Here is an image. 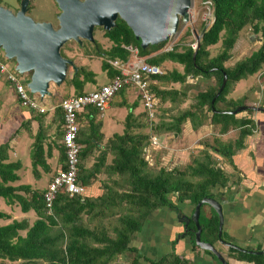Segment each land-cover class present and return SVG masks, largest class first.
I'll use <instances>...</instances> for the list:
<instances>
[{
  "label": "trees",
  "instance_id": "obj_1",
  "mask_svg": "<svg viewBox=\"0 0 264 264\" xmlns=\"http://www.w3.org/2000/svg\"><path fill=\"white\" fill-rule=\"evenodd\" d=\"M212 1L215 20L204 31L202 43L197 49L195 58V49L192 45H185L181 50L174 47L162 52L159 49L165 41L150 44L146 48L142 47L140 39L136 38L133 29L121 17L116 26L105 35L114 43L110 50L113 58L127 59L130 51L123 46V43H132L140 48L142 55L151 54V50L154 49V54L148 57L150 62L162 64L165 59L170 58L184 64V70L174 68L155 75L157 82L152 84V88L163 101L168 98L175 101L189 97L190 93L187 90L189 83L186 84L189 74L217 77L218 86L209 84L208 88L198 90L194 95L196 100L194 108L183 109L165 125L168 130L180 133L184 122L191 119L194 127L197 128L204 122L203 116H206V110L211 112L215 110L212 112L211 123L220 124L223 133L230 129H240L235 148L241 149L246 144L245 138L254 134L257 124L252 117H239L231 111L245 106L246 110L242 112L249 111L251 114L256 105L249 103L248 98L245 97L228 100L227 95L233 82L258 73L264 66V0ZM247 25H252L256 33H262V45L235 66L227 67L225 63L232 58L230 51L240 31ZM222 32H225L223 51L215 57L207 58L208 46L218 44ZM102 68L111 76L116 74V70L107 61H103ZM93 75V72L87 73L84 67H80L77 74L70 79V83L77 90V95L86 92L84 86L88 81H93ZM225 76L228 78L227 83L221 91ZM169 81L180 82V87H166L164 83ZM213 99H215L214 102ZM220 103H226L227 106L221 107ZM56 111L57 114L59 113L61 127L64 122V112L61 106H57ZM93 112L96 113L97 109L93 108ZM130 117L131 115L128 116L129 119ZM93 122L94 120H92V126L90 125V135L87 139L84 138L85 128L80 127L77 143L85 145L80 151L79 173L84 186H90L96 180H101L99 175H107V178L100 181L104 192L96 198L85 197L84 194L70 196L62 191L52 205L47 206L45 199L47 188L35 189L28 183L12 184L19 178L17 170L22 163L19 160L8 161V142L0 144V196L10 204L19 202L23 211L33 210L37 215L32 223L27 217L15 218L8 223L0 221V259L2 261L0 263L4 264L7 260H19L21 264H35L40 261L45 264H190L189 258L175 250V244L182 233H177V237L171 241L173 250L159 258L146 256L141 252L140 247L133 244V240L137 232L142 230L151 211L162 206H169L175 212L184 213L179 201L190 199L195 207L205 196L211 197L214 188L227 187L229 191L230 184L233 182L230 174L212 162L208 151L203 160H198L197 165H189L193 175H200L198 179L190 178L188 175L191 172L186 168L170 169L162 166L155 172L149 168L150 160L149 156H146V146L151 142V136L149 138L147 134L134 131H126L125 134H118L110 140L115 159L110 166L107 165V169L105 167H103L104 170L101 169L103 162H106L107 154L104 150L100 152L98 161L88 166V160L95 149L92 139L102 137L99 131L101 123ZM60 131L58 137L61 141L63 128ZM43 137L42 130L38 131L33 143L35 173H38L37 165L44 157ZM57 145L61 154L62 167H66L65 148L62 142H58ZM233 149V144H222L215 148V151L226 156L234 164ZM42 163L44 164V161ZM44 166L48 167V164ZM171 192H178V202L169 197ZM8 215L6 211L0 209V219H6ZM200 222L203 225L202 237L204 236L205 241L212 244L219 241L218 213L214 209L209 215L201 213ZM188 227L189 231L186 234L190 236L193 245L199 247L196 242V222L193 217ZM222 236L226 238L230 235L223 232ZM259 250H262L261 246L257 248V251ZM208 252L214 255L211 251ZM235 257L249 263L264 264V253L237 251ZM121 258L125 260L124 263H121Z\"/></svg>",
  "mask_w": 264,
  "mask_h": 264
},
{
  "label": "rangeland",
  "instance_id": "obj_2",
  "mask_svg": "<svg viewBox=\"0 0 264 264\" xmlns=\"http://www.w3.org/2000/svg\"><path fill=\"white\" fill-rule=\"evenodd\" d=\"M0 1H1V4L8 6L12 9H16L19 6L20 0H0ZM189 11H190L189 19L188 20H183V18L180 19L178 32L173 34L170 39L166 40L164 45L159 50L166 49L165 48L166 46L178 47V49L181 50L185 47V45L196 44L198 42V35L201 34L211 24L210 18L214 17L213 8H212V5H208L205 2V0H194V3H192ZM59 12H60V7H59L57 0H31L29 3V9L27 10V13L29 15H32L36 20H41V19L48 20L49 19L54 22L56 27H58V13ZM94 38L99 43L100 45L99 47L103 49L102 52L96 51L97 49H96V45L94 44L95 42H92L86 39H84L82 43H79L78 41L71 39L68 42H66L61 48L62 53L65 56L72 58L78 67L84 66V69H86V71H92L95 74L94 80L88 83L86 86V91L88 92L93 91L96 87L109 82L110 78L108 76L107 71L103 70L102 63L104 60L109 61L113 59L110 53V50L113 47L114 43L108 37H105L103 27H100V26L95 27ZM224 38H225V32H222L221 40L219 41V43L216 45L212 44L208 46L209 55L206 56L207 58H211V56L215 57L223 51ZM262 41H263L262 33H256L252 25L245 26L240 31L238 35V39L233 49H231L230 51V53L232 54V58L227 62H230L232 66H235L236 63H238L241 60L246 59L254 51L258 50L262 45ZM153 54H154V49H152L151 54H148V55L150 57ZM0 57L9 63L11 61V59H9L5 55V52L2 49H0ZM112 62L113 61H110L111 64ZM160 65L163 66L165 72L167 70H172L174 68H179L181 70H184V64L180 63L179 61L172 60L170 58L165 59V61ZM72 69H73L72 65L69 64L68 74L72 71ZM262 71H264V66L262 67V70L259 71V73ZM28 73L31 75V72H28ZM199 75L201 79L200 81L198 80L190 81V82L187 81V83H189L187 90L190 94H192L189 97L185 96L186 98H184V100L178 99L175 101L174 100L172 101L170 98L164 101L161 100L160 107L158 109L157 121L152 120L148 116L147 112L144 109L143 102H140V107L138 109L139 115L136 120L135 128H129L128 130L134 131L136 133L147 134L149 138L151 134L158 135L157 138H160V140H158L159 144L153 146L150 143L146 150V153H147L146 155L147 157L149 156V160H150L149 168L153 169L155 172L158 171L162 166H167L170 169L174 166H177L182 169L186 168L192 174V171L189 165L190 164L197 165L198 160H203L204 157H206V152L208 151L211 156L212 162L216 164L218 167H221L222 169H224L228 174H230L232 178L231 180H233V182L230 184L229 191L227 187L226 188L218 187L219 190L225 189L226 191H228L227 195L230 196V197L228 196V200L232 199L231 205H234V206L237 205L236 206L237 209H240L248 213L249 211H246V209H248V206H251V203H255L257 204V206H259L264 211V173L263 174L259 173L261 170L258 167V163L254 160V152L251 150V146L256 141L255 138H252L253 143H251L252 142L251 137H246L244 140L246 142L245 146L241 149H238L237 147L235 148L236 140L240 136V129H230V131L223 133L221 131L220 124L211 123L210 119L212 117V112L211 110H208V109L206 110V116H203L204 123L209 124V129L205 133L200 132L198 129L192 130L189 119L186 122H184L183 129L180 133H176L175 130H168L166 128V125H165L166 122H171L173 117L176 114L181 112L183 109L193 107L194 102L196 101L194 95L198 90L203 89V88L204 89L208 88L209 84L213 82V81L212 82L210 81V78L212 77H205V76H202L201 74ZM6 77H7V74L5 73L1 75V79L3 80H5ZM68 78L69 77H67L66 82L60 85L59 87V92L61 93L58 92V93H55L53 96H50L49 102L51 103H53L54 101L59 102L61 99L60 96L63 97L68 94H71V95L75 93L77 94L76 90L72 88V86L70 85L71 84L70 79ZM257 79L261 80L260 74L257 76ZM247 80L248 79H245L246 82ZM248 81H250V79ZM251 81L254 82L253 77ZM164 84L166 87H169V88L180 86L179 82L172 83L171 81H169ZM236 84L237 82H233L232 85L230 86V92L227 95V99L235 100L236 98L238 100V99H244V97L248 98V96H246V93L249 90L244 91L243 88L245 86L238 87L237 91H233L234 86ZM216 86H218V80H217ZM135 95H136L135 92H132L130 93L129 97L131 99H134ZM121 97H122V93L118 92L112 99V103L110 107L106 109L104 117L101 119L102 121L105 122L106 127L110 121L111 123H114L113 116L110 114L114 113L115 109H117L115 115L120 113L118 111V107L120 106L119 99ZM231 97H234V98H231ZM137 101L139 102V100ZM263 103H264V98L259 99V101L255 102L256 105L264 107ZM220 106L226 107L227 105L226 103H220ZM131 109L132 108H129L126 105L127 111ZM124 112L120 114L122 118H125L127 115V112L125 111V109H124ZM245 115H246L245 112L238 113L239 117H242ZM83 127L85 128L84 138L87 139L90 135V130L88 126H83ZM106 127L103 128V131L106 134H109L110 128H106ZM159 127L161 128L159 129ZM186 128H188L189 130H187ZM57 129L58 127L56 126L54 130H57ZM114 129L117 132L122 131V127L120 124L115 125ZM256 130H258V128H256ZM126 131L127 130L123 131L122 134H125ZM53 133L55 134V138H56L58 136L57 131L56 132L54 131ZM257 134L258 136L262 134L260 129L258 130ZM116 135L114 134L112 136V139H114ZM57 138L59 140V137ZM222 144H233L234 146L233 152H235L233 156V161L236 160L238 164H236V162H234L233 164L231 160H229L226 156H223L219 152L215 151V148H218L219 145H222ZM99 153L100 152L95 151V155L97 154L99 155ZM93 158L95 159V157ZM113 162H114V158L111 156H108L106 162L105 161L103 162L101 169L104 170L103 167L107 169V164L111 165ZM243 170H245L246 173H242ZM191 174L188 175L190 178L194 177L198 179L200 176L197 174L196 175H193V174L191 175ZM248 175H250V177L262 178L263 180H261L260 184L258 185L257 183H253L252 182L253 179L248 178ZM100 178H101V175H100ZM44 184H47V180L43 183V185ZM259 192L262 194L263 196L262 198L256 195V194H259ZM177 193L178 192L169 193V197L172 198L175 202H178ZM252 194H254V196L249 197V195H252ZM252 199L255 202H251ZM0 200H2L0 201V206L4 207L6 205V203H4L5 199L3 197H0ZM16 204L17 205H14V206H17V207L16 208L13 207V210H12L13 212L12 214L16 216L15 218L28 217L30 219V222L32 223L33 220L37 216L36 213L34 211H33L34 214L29 213L30 211L24 212L21 209L20 203L16 202ZM207 207L208 205L203 206V209H202L203 213H205V210ZM166 219H167V216L165 215L163 220H166ZM11 220L12 219H7V220L2 219L3 222H11ZM23 232H25V230H23ZM225 233L228 234L226 231ZM231 237L233 236H229V238ZM156 238H158V234L156 235ZM154 240H155V237H154ZM235 241L237 245L243 248L254 249V248H258L259 246L264 247V232L259 236H256L255 234L253 235L251 234V239L247 242H243L241 240H235ZM154 255L156 254L154 253ZM0 262H2L1 259H0ZM124 262L125 260L121 258V263H124ZM4 264H21V261L7 260ZM35 264H45V263L40 261ZM112 264H117V263H112ZM240 264H243V263H240ZM249 264H254V263H249Z\"/></svg>",
  "mask_w": 264,
  "mask_h": 264
},
{
  "label": "crops",
  "instance_id": "obj_3",
  "mask_svg": "<svg viewBox=\"0 0 264 264\" xmlns=\"http://www.w3.org/2000/svg\"><path fill=\"white\" fill-rule=\"evenodd\" d=\"M0 4H1V1H0ZM41 20H44V19H41ZM130 55H131V52L129 56ZM145 56H148V55H145ZM0 59L4 60L1 57ZM114 59H125V58L116 57V58H113L112 60ZM107 62L109 63V61ZM15 63L16 61L14 59L10 61V64L12 65ZM225 65L227 67H233L230 62L225 63ZM79 69H80V66L78 67V71ZM77 72L73 68L72 71L68 74V70H67L66 79L67 77H69L68 79L73 78L75 74H77ZM85 72L88 73L92 71H86L85 69ZM259 74L261 75V80L257 79V76ZM259 74L256 73V74L249 75L248 77L241 79L240 81L237 82V84L234 86V89H233V91H237L238 87L245 86L243 88L244 91L249 90L246 93V96H248L247 100L249 103H253L254 105H256L255 104L256 101H259V99L264 98V71L260 72ZM1 75L2 74L0 73V144L3 142H8V145H9L8 150H7V153L9 156L8 161L19 160L22 163L21 167L17 170L19 178L16 181H14L12 184L16 185V184L28 183V184H31L32 188L46 189L53 175L62 167V161L60 157L61 154H60L59 148L57 147L58 142H61V141H60V137H59V140L57 137L59 136V130L62 131L63 125L60 127L59 113L57 114L55 106L56 105L58 106L61 99L65 96L63 97L60 96L61 98L60 101L59 102L54 101L53 103L49 102L50 101L49 97L59 92L60 85L65 83L66 79L64 80L62 84H59V85L52 81L50 84V88H49L51 90V93L46 94L44 97L39 92L32 91V95L37 97L38 100L43 102L48 108L45 112H40V111L33 110L29 107L22 105L13 83L9 81L7 77L5 80L1 79ZM22 76L25 77L28 83L31 78V75L28 72H24L22 73ZM94 76L95 74L92 76L93 80H94ZM108 76L110 79L114 77V75L111 76L110 74H108ZM252 77H253L254 82L251 81ZM82 78L84 77L82 76ZM245 79H248V80L250 79V81L247 80L246 82ZM196 80L198 81L201 80L200 75H196V77L192 74L188 75L189 82L196 81ZM210 81L211 82L213 81L210 84L215 86L217 83V77L212 76V78H210ZM90 82L91 81H88L85 84L84 86L85 91H86L87 84ZM70 85L72 86V88L75 89L74 85L72 84ZM152 90L154 91L153 88ZM200 90H204V88ZM132 92H135L136 94L134 99H131L129 97L130 93ZM121 93H122V97L119 99L120 106L118 107V111L120 113L115 115L116 110H117L115 109L114 113L110 114L113 116L114 123H111L110 121L107 127H106L105 122L101 120L104 117L106 110L103 113L99 111L94 113L93 108L90 107L80 114L81 127L88 126L89 130H91L90 125L92 126V120H94L93 123L95 124L101 123V128L99 131L102 134V137L101 138L98 137L99 139L96 137L97 139L95 140L92 139V142L95 143V145L93 146L95 149H93L90 159L88 160V166H92L94 162L98 161L97 158L100 156V153L99 155L98 154L95 155V151H98V152H101L103 150L106 151L107 155H106L105 160H107L108 156H111L115 159V154L113 151H111L112 142H110V140H112V136L114 134L123 135L122 134L123 131L125 130L130 131L128 130L129 128H135L136 120L139 115L138 109L140 107V102H143L144 109L147 112L148 116L152 120L156 119L155 121H157L158 111H157V115H155L154 108L152 109L147 108L146 105H144V101L141 95L137 92L135 88H130V87L125 88L123 91H121ZM68 95H71V94H68ZM73 95H76V93L72 94L71 96ZM159 98L161 99V97ZM231 98H234V97H231ZM137 100H139V102ZM235 100L237 99L235 98ZM111 103L109 104L107 109L110 107ZM126 105L132 109L127 111ZM159 107L157 109H159ZM257 107H262V106L256 105V108ZM256 108L251 114L249 111L245 112L246 113L245 116L252 117L254 120L256 119L255 122L257 124V128L258 130L260 129L262 133L260 136H258L257 134L258 130H255L254 134L248 137H251V141H252V138L256 139L255 143H253V141L252 142L250 141L251 143H253V145L251 146V150L254 152V160L258 163V167L261 170L260 172L259 171L258 172L263 174L264 173V111H260ZM124 109L127 112V115L125 118H122L120 114L124 112ZM214 111L215 110H213L212 112ZM130 115L131 117L129 119L128 116ZM260 115H262L263 117ZM154 116H156V118ZM189 120L191 123L192 130L198 129L200 132L205 133L209 129L208 123L202 122V124L200 123V125L196 128L194 127L191 119ZM119 124L122 127L121 132H117L114 129L115 125H119ZM56 126L58 127L59 130L58 129L54 130ZM105 127L110 128L109 134H106L103 131V128ZM186 129L189 130L188 128ZM40 130H42V134L44 136L43 137L44 157L42 158V160L44 161V164H48V167H45L44 164L42 163L43 161L41 160V163L37 165L38 173H35L34 172V155L32 154V148H33L35 136L38 134V131ZM54 131L55 132L57 131L58 136L56 138H55V134L53 133ZM154 136H155L154 134H151V142H150L151 144L153 142ZM157 144H159V142L156 144L153 143L152 145L155 146ZM84 146H85L84 144H81L82 148ZM147 146H146V150L148 148ZM93 157H95V159ZM234 162L238 164L236 160ZM108 166H110V164ZM174 167H177V166H174ZM243 173H246V171L243 170ZM105 178H107L106 174H102L101 180ZM248 178H252L253 179L252 182L257 183L258 185L260 184L261 180H263L262 178H258V177H250V175H248ZM46 180H47V184L43 185V183ZM101 180H96L92 185L85 186L86 187V192L84 194L85 197L96 198L103 194L104 189L101 186V182H100ZM260 192L259 194H256V195L262 198L263 196ZM251 196H254V194L249 195V197ZM251 202H255V201L252 199ZM4 203H6V205L4 207L0 206V209L6 211L7 214H9L6 220L15 219L16 216L12 214L13 213L12 210H13V207L14 208L17 207V206H14L17 204L16 203L10 204L6 200L4 201ZM178 203L186 214H191L192 210L194 209V205L191 203L190 199H187L183 202L179 201ZM224 206H226V204ZM246 211H249V212L247 213L237 208L235 210L225 209L226 219H225L224 230L230 236L235 237L237 240L249 241L251 239V234L252 235L255 234L256 236H259L264 232V223H263L264 222V211L259 206H257V204L255 203H251V206H248V209H246ZM29 213L34 214L33 210L32 211L30 210ZM205 213L206 215H209V212L206 211ZM165 215L167 216V219L163 220ZM16 219H22V218H16ZM179 220L180 219L178 218L177 212L172 210L169 206H162L156 210L151 211L148 218L146 219V222L143 225L142 230L137 232L136 237L133 240V244L140 247L141 252L150 258L161 257L164 253H168L173 250V244L171 243V241L175 238L177 232L183 229L182 222L181 220L180 221ZM0 221L2 223H8V222H3L2 219H0ZM157 234H158V238H156ZM154 237H155V240H154ZM246 239H249V240H246ZM175 250L177 253L184 255L187 258H191L190 264H215V260L212 257H209L207 255L203 256L204 254H202L201 250H197V249L194 250L191 244V241L187 237L178 239V241L175 244ZM154 253L156 255H154ZM230 261H231V264H240V263L246 264L245 261H241L237 259H231Z\"/></svg>",
  "mask_w": 264,
  "mask_h": 264
},
{
  "label": "water",
  "instance_id": "obj_4",
  "mask_svg": "<svg viewBox=\"0 0 264 264\" xmlns=\"http://www.w3.org/2000/svg\"><path fill=\"white\" fill-rule=\"evenodd\" d=\"M28 1L20 0L16 11L0 4V48L8 58L16 61L20 72H31L28 85L33 92H39L43 97L51 93L49 88L52 81L58 85L64 82L69 64L78 71L73 59L61 51L69 40L82 43L86 39L94 42L95 27L110 31L121 17L133 29L136 38L140 39L141 46L146 48L150 44L166 41L178 32L180 19H189V9L194 3V0H57L60 12L56 27L51 20H36L29 15ZM210 23L209 27L213 22ZM204 31L198 35L194 58L202 43ZM227 79L225 76L221 91ZM256 109L264 111V107ZM244 110L246 107L240 106L231 112L238 114ZM204 202L218 213L220 238L223 233L225 214L222 203L212 197H204L196 204L193 212L197 224L196 242L204 249L212 250L223 264H228L212 243L202 239L200 215ZM232 246L248 251L234 244ZM248 252L262 254L264 250Z\"/></svg>",
  "mask_w": 264,
  "mask_h": 264
},
{
  "label": "built area",
  "instance_id": "obj_5",
  "mask_svg": "<svg viewBox=\"0 0 264 264\" xmlns=\"http://www.w3.org/2000/svg\"><path fill=\"white\" fill-rule=\"evenodd\" d=\"M205 2L208 5L213 4L212 0H205ZM214 18H210V22H213ZM123 46L131 52V55L127 59L109 60V63L113 61L110 64L116 70V74L108 83L98 86L90 92L65 96L58 104L64 112V133L61 142L67 154V166L61 167L50 180L45 192L47 206H51L62 191L67 192L70 196L83 195L86 192V187L79 178L82 147L77 143L81 127L80 114L82 112L92 107L103 113L118 92L130 87L137 90L146 107L149 109L154 108V114L157 115V108L161 99L152 90V84L157 82L154 78L155 75L164 73L165 70L162 65L150 62L148 56L142 55L137 45L123 43ZM192 46L196 47L197 43L192 44ZM165 48L160 51L173 49L174 46H166ZM16 65L17 63L12 65L0 59V73L7 74V79L13 83L22 105L45 112L48 109L47 106L32 95L31 88ZM154 117L156 118V116ZM158 140L160 138L155 135L152 144L158 143Z\"/></svg>",
  "mask_w": 264,
  "mask_h": 264
},
{
  "label": "flooded vegetation",
  "instance_id": "obj_6",
  "mask_svg": "<svg viewBox=\"0 0 264 264\" xmlns=\"http://www.w3.org/2000/svg\"><path fill=\"white\" fill-rule=\"evenodd\" d=\"M30 1L31 0H29L28 1V9H29V3H30ZM82 1V0H81ZM19 3H20V1H19ZM27 9V10H28ZM17 10V8L16 9H13V11H16ZM120 18V17H119ZM118 18V19H119ZM118 19H117V21H118ZM117 24V23H116ZM103 30H104V35L106 34V32H107V30H105L104 28H103ZM105 37H106V35H105ZM95 43V45H96V51H99V52H102L103 51V49H101L99 46V43L95 40L94 41ZM74 61V60H73ZM74 63H75V61H74ZM75 65H76V63H75ZM77 66V65H76ZM78 67V66H77ZM81 67V66H80ZM83 67V66H82ZM227 192L228 191H226L225 189H213V191H212V193H211V197L212 198H214V199H216V200H218V201H220L221 203H222V205H223V210H224V214H225V216H226V212H225V209H229V210H235L236 209V206L237 205H231V202H232V199L231 200H228V196L229 195H227ZM205 197H207V196H205ZM230 197V196H229ZM208 198V197H207ZM226 204V206H224ZM205 205H208V207L206 208V210H205V212L207 211V212H209V214L210 213H212L213 212V208H212V206L210 205V204H208L207 202H205V204L203 205L202 204V207H201V213H203V211H202V209H203V206H205ZM210 206V207H209ZM194 210H195V207H194V209L192 210V212H191V214H186L185 212L184 213H179V212H177V215H178V217L180 218V220H181V222H182V225H183V229L181 230V231H179L178 232V234H180V233H182V235H181V237L180 238H189V240L191 241V238H190V236H188L187 234H186V232H188L189 231V227H188V225H189V223H190V220L192 219V217H193V212H194ZM201 216V215H200ZM194 219V218H193ZM226 219V218H225ZM239 219V218H238ZM195 220V219H194ZM196 222V221H195ZM201 223V222H200ZM202 225V224H201ZM224 225H225V223H224ZM197 232V224H196V229H195V233ZM203 232V225H202V231H201V233ZM223 232H225V230H224V227H223ZM222 235H223V233H222ZM201 236H202V234H201ZM177 237V236H176ZM204 237V236H203ZM202 237V239L203 240H205L204 238ZM220 238V237H219ZM235 240H237L235 237H231V238H229V236H226V238H223V236L219 239V241L217 240L215 243H213V245H214V247L217 249V251L218 252H220L221 254H222V257L227 261V263L228 264H231V259H237L236 257H235V255L237 254V251H242V250H240V249H238V248H236V247H233L232 245L234 244V245H237L236 244V241ZM246 240H249V239H246ZM241 241H243V242H247V241H245V240H241ZM211 243V242H210ZM191 244H192V246H193V249L195 250V249H197V250H201V252H202V254H204L203 256H205V255H207V256H209V257H212L214 260H215V264H223V261L219 258V256L217 257L214 253H213V251L212 250H209V249H204L201 245H199L198 243V246L199 247H195L194 245H193V243L191 242ZM232 244V245H231ZM237 246H239V245H237ZM239 247H241V246H239ZM262 247V246H261ZM241 248H243V247H241ZM243 249H246V250H248V251H250V250H252V248H243ZM262 249H264V247H262ZM254 250H257V248H254ZM253 250V251H254ZM208 251H211L214 255H212L211 253H209ZM248 251H242V252H248ZM202 256V257H203ZM189 259H191V258H189ZM237 260H239V259H237ZM246 263H249V262H246Z\"/></svg>",
  "mask_w": 264,
  "mask_h": 264
},
{
  "label": "clouds",
  "instance_id": "obj_7",
  "mask_svg": "<svg viewBox=\"0 0 264 264\" xmlns=\"http://www.w3.org/2000/svg\"><path fill=\"white\" fill-rule=\"evenodd\" d=\"M214 15H215V13H214ZM213 22H214V20H213ZM209 28V27H208ZM190 45H192V44H190ZM197 46H198V42H197ZM197 46L196 47H194V49H196L197 48ZM2 49V48H1ZM3 50V49H2ZM4 51V50H3ZM5 52V51H4ZM6 55V54H5ZM10 59V58H9ZM12 60V59H11ZM256 108V107H255ZM259 110V109H258ZM261 111V110H260ZM158 136V135H157ZM262 250H264V249H262ZM254 251H257V250H254ZM260 251V250H259Z\"/></svg>",
  "mask_w": 264,
  "mask_h": 264
},
{
  "label": "bare ground",
  "instance_id": "obj_8",
  "mask_svg": "<svg viewBox=\"0 0 264 264\" xmlns=\"http://www.w3.org/2000/svg\"><path fill=\"white\" fill-rule=\"evenodd\" d=\"M197 34V33H196Z\"/></svg>",
  "mask_w": 264,
  "mask_h": 264
}]
</instances>
